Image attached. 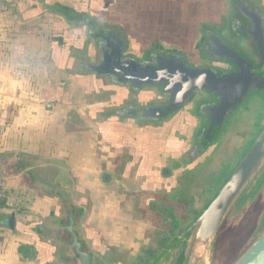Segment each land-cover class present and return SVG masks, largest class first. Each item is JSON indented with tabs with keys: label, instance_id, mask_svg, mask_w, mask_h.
Here are the masks:
<instances>
[{
	"label": "crops",
	"instance_id": "0c3cea01",
	"mask_svg": "<svg viewBox=\"0 0 264 264\" xmlns=\"http://www.w3.org/2000/svg\"><path fill=\"white\" fill-rule=\"evenodd\" d=\"M178 4L0 0V264H45L40 226L61 218L50 196L26 173L11 170L17 163L85 204L79 235L97 252H109L112 264H123L116 252L134 258L165 230L162 219L170 214L159 213L157 205L183 225L198 213L187 197L194 172L153 174L159 167L143 158L140 129L111 111L120 95L83 67L94 53L86 26L117 24L137 42L166 24ZM20 246L29 251L27 259Z\"/></svg>",
	"mask_w": 264,
	"mask_h": 264
},
{
	"label": "flooded vegetation",
	"instance_id": "af4514ba",
	"mask_svg": "<svg viewBox=\"0 0 264 264\" xmlns=\"http://www.w3.org/2000/svg\"><path fill=\"white\" fill-rule=\"evenodd\" d=\"M178 2L176 13L167 18L166 24L152 33L142 34V39L137 42L133 40L129 31L117 24L96 21L100 24L98 29L91 26L85 28L90 49L94 53L90 55L92 60L84 63V70L96 72L100 80L108 84V92L113 91L120 95L119 103L110 105L111 111L118 114L117 117L122 119L124 124L140 129L138 132L144 141L142 156L153 163V167L157 164L159 168L153 169L152 173H157L161 178L170 175L180 178L184 173L194 172L200 165L211 161L219 140L227 131L232 118L242 108L248 110L250 107L248 100L251 97L264 96V46L261 51L259 50L262 42L260 33H263L264 37V0H178ZM224 45L231 46L249 60L256 80L246 98L226 117L221 131L211 141L206 138L205 131L219 101L218 94L208 90H197L180 107L165 112L162 107L168 104L171 97L165 83L135 86L109 69L113 67L110 54L121 48L124 50L123 59L128 62L136 60L142 64H158L164 58L177 57L196 69L212 68L220 73L227 72L232 75L237 66H231L230 61L224 58ZM106 54L108 71L102 67ZM206 141L208 144L205 148L198 150L200 144ZM229 168V165H225L222 171L215 174L217 181L215 183L210 181L208 185L218 188ZM11 170L26 173L31 183L53 199L55 207L58 208L54 213L60 212L61 218L56 225L50 224L48 227L41 225L42 233L38 236L45 242V264H67L65 259L67 247L56 231L64 225L68 209L72 208L79 215L76 224L79 235L87 214L85 204L77 203L70 198L69 193L58 186L26 172V168L19 163L14 164ZM177 199L185 201L179 196ZM156 209L159 213L170 214L165 218L164 215L162 219L165 230L159 231L147 249L136 257L129 258L125 264H152L165 246L183 230L182 222L174 219L170 210H163L161 205H157ZM79 236L89 249L91 264H112L109 252L108 256L97 252L81 238V235Z\"/></svg>",
	"mask_w": 264,
	"mask_h": 264
},
{
	"label": "water",
	"instance_id": "95a60500",
	"mask_svg": "<svg viewBox=\"0 0 264 264\" xmlns=\"http://www.w3.org/2000/svg\"><path fill=\"white\" fill-rule=\"evenodd\" d=\"M260 36L262 42L258 46L261 51L263 33ZM223 48L224 58L231 66H237L232 75L212 68L196 69L177 57L164 58L158 64L128 62L124 61L121 48L110 54L113 67L109 69L135 86L165 83L166 90L171 93L168 104L162 107L165 112L180 107L197 90L218 94L219 101L205 131L206 138L211 141L221 131L226 117L246 98L256 80L247 58L231 46L224 45ZM105 56L102 67L108 71V54ZM207 144V141L200 144L198 150ZM260 192H264V126L209 203L165 246L152 264H217V242L224 224L239 221ZM78 217L77 211L68 209L66 221L56 233L67 247V264H91L89 249L76 231ZM229 264H264V223L251 244Z\"/></svg>",
	"mask_w": 264,
	"mask_h": 264
},
{
	"label": "rangeland",
	"instance_id": "374dc122",
	"mask_svg": "<svg viewBox=\"0 0 264 264\" xmlns=\"http://www.w3.org/2000/svg\"><path fill=\"white\" fill-rule=\"evenodd\" d=\"M248 105H250L248 110L242 108V110L232 118L227 131L222 134L219 140L218 147L215 149L211 161L208 160L205 164L200 165L194 170L192 176L193 180L190 190L187 191V197L191 201H195V207L198 213L209 203L219 188L208 185L210 181L211 183L217 181L215 174L220 172V170L222 171L225 165H229L230 168L226 171V178L264 126V96L256 95L251 97L248 100ZM0 180H3L1 175ZM202 180L203 183L200 186ZM223 181L219 183V186ZM197 192H201L203 197L202 195L200 196V194H196ZM184 194L186 196V193ZM176 201L175 204L177 205L178 202ZM263 211L264 192H260L258 196L249 203L248 209L243 213L239 221H235L234 224L230 222L224 224L217 242V264L231 263L251 244L264 223ZM192 219L189 218L185 220L186 223L182 226V229H184ZM114 256L116 260L121 261L123 264L130 258L123 252L119 254L116 252ZM33 258L35 260L36 256H33Z\"/></svg>",
	"mask_w": 264,
	"mask_h": 264
},
{
	"label": "trees",
	"instance_id": "16d2710c",
	"mask_svg": "<svg viewBox=\"0 0 264 264\" xmlns=\"http://www.w3.org/2000/svg\"><path fill=\"white\" fill-rule=\"evenodd\" d=\"M4 203H5V199L4 200H0V208H2V206L4 205ZM19 250H20V253H21V255H22V259H27L26 257V253H25V249H24V246H20V248H19Z\"/></svg>",
	"mask_w": 264,
	"mask_h": 264
},
{
	"label": "built area",
	"instance_id": "2783aa9c",
	"mask_svg": "<svg viewBox=\"0 0 264 264\" xmlns=\"http://www.w3.org/2000/svg\"><path fill=\"white\" fill-rule=\"evenodd\" d=\"M5 196V186L2 180H0V200Z\"/></svg>",
	"mask_w": 264,
	"mask_h": 264
}]
</instances>
